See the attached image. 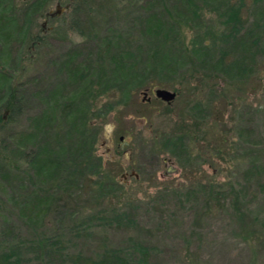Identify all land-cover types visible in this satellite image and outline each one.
Segmentation results:
<instances>
[{
	"label": "rangeland",
	"instance_id": "374dc122",
	"mask_svg": "<svg viewBox=\"0 0 264 264\" xmlns=\"http://www.w3.org/2000/svg\"><path fill=\"white\" fill-rule=\"evenodd\" d=\"M37 1L0 0V105L21 98L0 106V264H264V0ZM163 49L184 63L166 85L112 79ZM86 77L91 156L45 184L34 158L67 146L70 106L42 132L38 118Z\"/></svg>",
	"mask_w": 264,
	"mask_h": 264
},
{
	"label": "trees",
	"instance_id": "16d2710c",
	"mask_svg": "<svg viewBox=\"0 0 264 264\" xmlns=\"http://www.w3.org/2000/svg\"><path fill=\"white\" fill-rule=\"evenodd\" d=\"M40 6L42 4V1L38 0L36 2ZM0 4V25L4 23L5 21V10L2 8ZM251 38V39H250ZM253 37L248 36L247 34H243L236 38L234 41V46L239 49V51H245L248 46L250 45L249 42L252 41ZM208 47L204 44H200L197 46L192 47V53L190 54L191 57H193L195 60H198L200 63L203 61H206V58L208 57L207 52L204 50ZM181 54V53H180ZM221 60L219 59L214 62V65L221 66ZM245 59L244 55H239L235 60H232L230 64L228 65V69L230 70H236L239 73H244L245 69L244 64ZM136 62L130 63L127 61L126 57H123L119 61V65L115 67L113 72L111 73L113 76L114 81H121L124 79H132V82L135 85L142 86L143 80L146 77H151L150 82H146L153 85L163 86L166 85L167 81L171 76L178 74L182 68H184L183 63V55L179 54H173V51L169 49H163L160 51H156V53L153 55H149L146 57V60L141 63L140 66L135 67ZM83 70H87L84 69ZM82 70V71H83ZM188 70V69H186ZM83 73V72H82ZM237 73V74H239ZM84 74V73H83ZM143 77V78H142ZM84 78V77H82ZM78 80V78H77ZM77 82L78 84V91L71 95L68 98H65L64 101H61L56 99L53 103L50 104L48 109L38 118V127L39 132L43 131V128H46V126L55 119V113H57L58 107L64 102L70 106L68 109V112L65 116V121L67 125V131H66V140L68 142L67 146L61 145L59 148L54 149L49 145V143L45 142L39 152L36 154V157L34 158V162H36V167L41 171L43 176H46L45 178V184H49L50 181H52L55 176H58L60 172L67 166L66 158L69 156L71 157V160L75 161V165H82L86 166L88 158L91 156V149L93 142L95 140V136H93L92 140H89V137L86 135V126H87V120H86V112L82 105L77 106V101L80 99V94L84 95L88 83V78L86 77L83 79L84 81ZM87 83V84H86ZM132 85V86H135ZM3 86V85H2ZM130 88H133V87ZM12 93V92H11ZM10 93V94H11ZM128 93V92H127ZM125 97L128 96V94H124ZM10 97L13 98L12 102L9 100H6L5 103H1V107H5L6 109H9L11 114H14L16 110L18 109V104L21 102V98L18 97L17 99L13 97V95H10ZM64 99V98H62ZM15 100V101H14ZM65 105V104H64ZM3 120V116L0 115V123ZM178 144L180 146L182 143H180L177 140ZM78 163V164H77ZM74 165L73 167L76 168V171H78L77 166ZM99 167V165H97ZM75 171V172H76ZM80 172H83L82 170ZM78 173V172H76ZM77 178V176H76ZM49 182V183H48ZM38 195V194H37ZM38 202H36V207L33 208L32 200L29 201L27 204V207L32 205V209H29V212L33 214L35 217H43V210L42 207H45L46 210L48 204L46 203V197L45 194L43 197H40L38 195ZM90 262L93 264V261L90 260ZM104 264H117V260L113 258L112 256H107L104 258L103 261H100ZM95 263V262H94ZM145 264V263H144Z\"/></svg>",
	"mask_w": 264,
	"mask_h": 264
},
{
	"label": "water",
	"instance_id": "95a60500",
	"mask_svg": "<svg viewBox=\"0 0 264 264\" xmlns=\"http://www.w3.org/2000/svg\"><path fill=\"white\" fill-rule=\"evenodd\" d=\"M57 10L61 12L59 6H57L56 11ZM154 94L157 98H160L161 100L167 101V102H170L171 100H173L175 98V95H176L175 92L170 91V90L165 89V88H156L154 91Z\"/></svg>",
	"mask_w": 264,
	"mask_h": 264
},
{
	"label": "flooded vegetation",
	"instance_id": "af4514ba",
	"mask_svg": "<svg viewBox=\"0 0 264 264\" xmlns=\"http://www.w3.org/2000/svg\"><path fill=\"white\" fill-rule=\"evenodd\" d=\"M57 9V8H56ZM61 12L60 11H53V12H50L49 15L50 16H54V15H59Z\"/></svg>",
	"mask_w": 264,
	"mask_h": 264
}]
</instances>
